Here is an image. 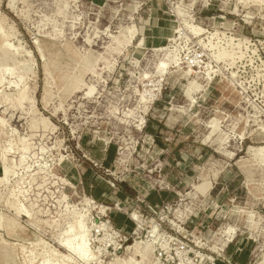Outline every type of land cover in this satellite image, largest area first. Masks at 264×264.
Wrapping results in <instances>:
<instances>
[{"label": "rangeland", "instance_id": "rangeland-1", "mask_svg": "<svg viewBox=\"0 0 264 264\" xmlns=\"http://www.w3.org/2000/svg\"><path fill=\"white\" fill-rule=\"evenodd\" d=\"M43 262L264 264V0H0V264Z\"/></svg>", "mask_w": 264, "mask_h": 264}, {"label": "bare ground", "instance_id": "bare-ground-1", "mask_svg": "<svg viewBox=\"0 0 264 264\" xmlns=\"http://www.w3.org/2000/svg\"><path fill=\"white\" fill-rule=\"evenodd\" d=\"M220 56L222 57L223 55L220 54ZM80 228H81L80 225L77 224L76 226H73L71 228V230L72 231H78L79 230L82 233L74 242H75V248H76L75 250H76L77 254L80 257L85 258L87 255L86 244H85V231L83 229H80ZM66 245H67V247H71V245H72L71 241H68ZM41 264H46V263L43 262Z\"/></svg>", "mask_w": 264, "mask_h": 264}]
</instances>
